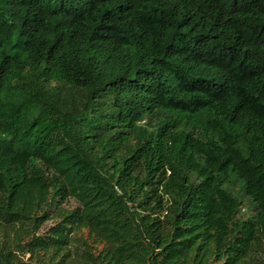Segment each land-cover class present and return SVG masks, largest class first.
Returning <instances> with one entry per match:
<instances>
[{
	"label": "trees",
	"instance_id": "obj_1",
	"mask_svg": "<svg viewBox=\"0 0 264 264\" xmlns=\"http://www.w3.org/2000/svg\"><path fill=\"white\" fill-rule=\"evenodd\" d=\"M0 264H264V0H0Z\"/></svg>",
	"mask_w": 264,
	"mask_h": 264
},
{
	"label": "rangeland",
	"instance_id": "obj_2",
	"mask_svg": "<svg viewBox=\"0 0 264 264\" xmlns=\"http://www.w3.org/2000/svg\"><path fill=\"white\" fill-rule=\"evenodd\" d=\"M70 205H72V206H76V203L74 202V201H72L71 203H70ZM48 225V224H47Z\"/></svg>",
	"mask_w": 264,
	"mask_h": 264
}]
</instances>
